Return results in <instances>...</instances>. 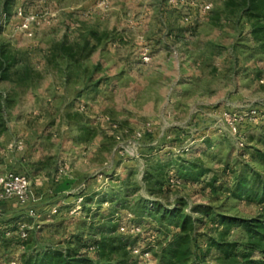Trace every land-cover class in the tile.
<instances>
[{"label": "rangeland", "instance_id": "obj_1", "mask_svg": "<svg viewBox=\"0 0 264 264\" xmlns=\"http://www.w3.org/2000/svg\"><path fill=\"white\" fill-rule=\"evenodd\" d=\"M4 1L0 46L17 64L9 81L0 82V92L12 99L6 112L11 132L0 149L21 141L23 150L1 152L0 174L18 164L38 198L25 207L35 216L22 219L26 241L32 237L28 246L70 241L75 247L94 213L125 220L121 194L111 202V185L132 174L140 187L128 199L146 196L140 181L146 161L173 166L187 160L207 170L197 183L171 184L157 196L163 204L181 197L225 215L260 212L252 197L234 199L231 189L243 164L264 179V51L247 23L224 8L225 0H12L7 15ZM61 46L72 49V57ZM81 126L91 134L86 143L77 141ZM59 164L63 177L74 181L69 191L94 195L85 208L79 197L50 196L51 182L44 179ZM261 178L246 180L249 196L261 193ZM11 207L14 214L22 211ZM191 215L199 233L210 227L208 216ZM143 221L132 248H143L154 235L150 220ZM225 238L241 251L239 229L230 228ZM20 246L0 248V264L16 261ZM140 260L149 264L148 256Z\"/></svg>", "mask_w": 264, "mask_h": 264}, {"label": "trees", "instance_id": "obj_2", "mask_svg": "<svg viewBox=\"0 0 264 264\" xmlns=\"http://www.w3.org/2000/svg\"><path fill=\"white\" fill-rule=\"evenodd\" d=\"M11 2L12 0L4 1L2 8L4 15L9 13ZM224 8L233 11L239 20L247 23L252 40L260 50L264 51V0H225ZM61 47L69 57H72V49L67 50ZM16 64V56L0 46V82L9 81L10 71ZM11 102L12 99L0 92V145L9 132L6 112ZM67 119L70 121L71 115L68 114ZM77 133L78 142L89 141L88 136L91 134L86 126L79 127ZM40 162L41 160L38 163ZM33 165L38 166L37 163ZM59 167L60 164L55 169V175ZM168 170H171L173 175L166 179L165 173ZM39 171L40 169L37 172ZM14 172L18 173L15 170ZM206 173L207 170L197 162L180 160L171 166L168 162L158 161L151 164L146 161L140 177L146 196L140 195L136 199H128L140 187L137 181L131 179L132 174H126L118 185H111L114 188V200L108 197L109 200L114 202L121 194L123 203L121 208L127 210L130 217L126 218L125 213V220L122 218L120 220L114 212L94 213L93 219L89 220V223H84L83 226V228L88 227V235H76L74 238L76 242L73 240L75 247H71L74 243L70 241L69 244L57 242L37 247L28 246L27 242H32V237L26 241L28 227L25 228L27 236L24 239L19 237L18 229L21 224H26L22 220L23 216L26 218L31 216L27 214V208L16 202L22 211L0 220V248L9 249L21 245L19 248L23 251L19 253L16 264H148L145 260H140L143 253H147L149 264H211L207 260L209 257L215 258L219 264H264V186L261 184L259 195L249 196L246 191V180L249 177L260 179L261 176L256 177L247 164H243L234 177L231 194L234 199L242 198V196L252 197L260 208V212L255 216L225 215L210 211L202 205H188L181 197L168 205L161 203L160 198L157 197L165 195L170 190L169 179L176 180L178 184H194L202 180ZM55 175L50 177V196L61 195V199L69 196L81 197L83 208L88 203H92L94 195L86 194L83 190L67 194L66 191L71 189L74 181L63 176L54 180ZM110 180L113 181V179ZM261 181L264 182V179L261 178ZM210 185L211 183L208 182L206 186ZM101 198L103 199L100 202L103 203L107 197ZM5 202L7 201L0 205ZM185 208H188L189 212H186ZM192 212L208 216L206 223L210 227H206L199 233L198 224H196L198 219L191 215ZM96 217L97 220H95ZM146 218L152 224L151 228L147 226L154 235L150 236V240L143 248H139L138 254L133 255L131 249L145 230L142 223H147L143 221ZM122 220L128 225L139 227V232L133 234L119 232L118 226ZM230 228L239 229L244 234L245 240L239 252L236 250V243L229 242L225 238ZM9 233L11 237H5ZM10 262L8 260V263Z\"/></svg>", "mask_w": 264, "mask_h": 264}, {"label": "built area", "instance_id": "obj_3", "mask_svg": "<svg viewBox=\"0 0 264 264\" xmlns=\"http://www.w3.org/2000/svg\"><path fill=\"white\" fill-rule=\"evenodd\" d=\"M208 6L202 7V10H207ZM21 16V12L19 13ZM27 19V18H26ZM25 19V23L23 24V29L28 31V19ZM33 21V17L31 18ZM235 134V129H234ZM10 149H14L16 151H22L23 145L21 141H13L9 145ZM63 169V168H62ZM61 167L58 170L57 178L64 176L65 171L62 170ZM170 184H176L177 181L173 179H169ZM37 197L32 189V184L30 179H28L25 175L16 173L14 171H5L0 174V203L8 200H15L19 205L27 207L30 203H34L37 201ZM82 200L81 197L78 198L80 202ZM27 214L31 217L35 216L36 212L33 208H27ZM128 217L130 215L128 214ZM126 216V218H128ZM25 224H21L18 229V234L21 239L26 238L27 232L25 230ZM119 232H127L130 234L139 232V227L134 226L132 224L128 225L125 221L120 222L118 226ZM139 249L132 248L131 253L138 254ZM142 255L148 256L147 253H143ZM9 264H16L15 261H11Z\"/></svg>", "mask_w": 264, "mask_h": 264}, {"label": "crops", "instance_id": "obj_4", "mask_svg": "<svg viewBox=\"0 0 264 264\" xmlns=\"http://www.w3.org/2000/svg\"><path fill=\"white\" fill-rule=\"evenodd\" d=\"M9 131H10V129H9ZM11 132V131H10ZM3 139H1V141H2ZM3 142V141H2ZM13 141H11V142H8L6 145H4V149L2 150V149H0V154H1V152L2 151H7V152H13V151H16V150H14V149H10L9 148V145L12 143ZM1 146H3V144L1 145ZM6 152V153H7ZM6 156H7V154H5ZM8 163L9 164H11V162L10 161H8ZM11 166V165H10ZM18 166V167H17ZM13 170H15V171H17L18 173H20V171H19V165L18 164H15V165H13V168H12ZM2 174V173H1ZM21 174V173H20ZM58 174V173H57ZM57 174L55 175V179L54 180H57V179H59L60 177H58L57 178ZM38 177V176H37ZM44 180H50L49 178H46L45 177V179ZM66 193L68 194V193H70V194H73L74 193V191H66ZM74 197V196H73ZM72 196H69V197H67V198H63L62 200H64V202L66 201V200H68L69 198H73ZM63 202V201H62ZM14 205H17V203H16V201H14V200H10V201H7V202H5V203H3V204H1L0 205V220H2V219H6V218H8L9 216H11V215H13L14 213H13V208L11 207V206H14Z\"/></svg>", "mask_w": 264, "mask_h": 264}]
</instances>
